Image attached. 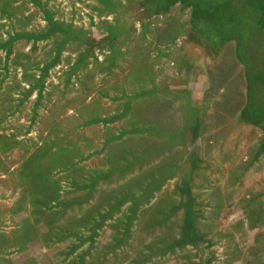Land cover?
Segmentation results:
<instances>
[{"label":"rangeland","instance_id":"obj_1","mask_svg":"<svg viewBox=\"0 0 264 264\" xmlns=\"http://www.w3.org/2000/svg\"><path fill=\"white\" fill-rule=\"evenodd\" d=\"M142 1L0 0V264H264L235 45Z\"/></svg>","mask_w":264,"mask_h":264},{"label":"trees","instance_id":"obj_2","mask_svg":"<svg viewBox=\"0 0 264 264\" xmlns=\"http://www.w3.org/2000/svg\"><path fill=\"white\" fill-rule=\"evenodd\" d=\"M141 5L146 7L151 15L166 14L170 8L180 5L183 9L190 10L191 29L202 33L204 38L218 48L217 50L233 42L235 58L243 68L246 82V103L240 115L241 120L254 127L264 126V109L261 111L253 106L254 87L258 83V78L264 79V71L255 64L252 50L253 39L261 37L264 41V0H144ZM46 15L51 23H49L51 31H55L54 29L65 31L63 26L51 22V13L46 12ZM38 34H16L7 44L10 46L15 39L21 37L35 40L45 38L47 32ZM107 34L109 39L113 40L111 29ZM5 46L6 44L0 45V48ZM48 67H44L42 76H45ZM258 102H264V95Z\"/></svg>","mask_w":264,"mask_h":264}]
</instances>
